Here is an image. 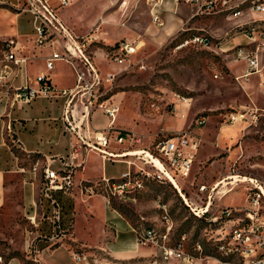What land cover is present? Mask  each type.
Here are the masks:
<instances>
[{
	"label": "rangeland",
	"instance_id": "374dc122",
	"mask_svg": "<svg viewBox=\"0 0 264 264\" xmlns=\"http://www.w3.org/2000/svg\"><path fill=\"white\" fill-rule=\"evenodd\" d=\"M171 2L178 6V13L172 8L168 10L177 22L170 31H166L168 15H165L164 27L156 25L146 0H69V5L61 9V15L66 17L68 14L64 19L78 36L95 38L96 41L88 42V50L97 58L103 75L111 71L117 73L110 94L120 103L119 117L123 121H117L116 125L131 129L142 138V144L135 149L155 152V142L175 136L176 132L192 130L198 135L199 148L192 174L188 179L178 180L182 192L189 201L193 200L195 208L202 206L208 195V191H199L203 184L210 189L219 181L233 182L230 176L264 180V93L255 92L253 88L245 91L232 71L230 63L235 60L231 52L219 49L220 46L227 49L238 44L234 39L243 36L237 28L241 18H230L220 5L213 10H201L185 0L178 4ZM32 21L30 14L21 15L22 35H34ZM194 34H207L221 45L212 48L198 45L178 47L184 38ZM138 39L142 41V47L132 56V66L107 62L106 57L113 45ZM2 48L0 44V57ZM41 65L40 68L45 70V62ZM241 67L238 63L237 69ZM70 72L73 74L69 64L57 62L52 75L55 74L54 81L58 86L69 81L66 77ZM62 102L48 105L50 103L44 99L36 100L40 107L55 108ZM242 105L254 108L257 117L253 119L249 114L239 134L226 140L224 134H229L230 125L234 124L227 121L226 115L240 112ZM27 112L16 110L13 115L15 118L28 117ZM203 114L207 116V122L197 128L196 120ZM3 119L7 123V118ZM6 123L2 133L5 139L3 148L9 147L13 155L20 157L22 151L13 141L15 135L11 136L12 131ZM1 127L3 123L0 133ZM222 127H225L224 133ZM95 164L96 160L90 154L88 165ZM109 169L115 178H119L128 167L125 163L109 162ZM221 185L218 189L222 191L231 186L221 189ZM221 196L213 193V210L206 213L207 217L220 216L221 205L243 208L245 185H237L224 199L222 197L223 200ZM110 205L139 232L154 229L158 236L169 232V240L164 241L167 245L174 246L186 233L188 253H195L197 243L207 244L208 235H213L214 228L219 226V221L210 226L207 220L195 215L167 179L151 180L135 193L113 196ZM0 233V253H18L13 248L20 246L22 241L14 235H11L13 241L9 238L12 233L9 221L0 219Z\"/></svg>",
	"mask_w": 264,
	"mask_h": 264
},
{
	"label": "built area",
	"instance_id": "2783aa9c",
	"mask_svg": "<svg viewBox=\"0 0 264 264\" xmlns=\"http://www.w3.org/2000/svg\"><path fill=\"white\" fill-rule=\"evenodd\" d=\"M146 1L151 8L154 21L162 25V8L172 0ZM185 1L198 6L201 10L203 8L213 10L220 5L230 18L247 19L237 24V28L248 41L226 49L207 34H194L184 38L178 45L179 48L189 45L205 48L220 46V51L231 52L235 61L245 64L243 73L236 76L238 81H246L251 75L260 72V53L264 49V0ZM173 2L178 4L180 0H173ZM5 3L33 17L35 49L52 48V51L45 57V73L36 74L34 76L36 85H32L29 82L27 67L35 56L28 54L27 46L17 37L8 39L3 45L0 57V102L10 108L20 109L37 99L48 102L62 100L66 129L70 134H74L76 139V142L71 143L70 161L67 162L61 158L62 169L55 170L50 165L43 168V195L56 207L55 213H59L57 208L59 204L52 193L69 192L73 189L74 170L81 165L74 160L78 159L81 149L97 152L107 161H122L127 164L128 170L119 178L103 177L80 185L84 194L102 195L109 204L113 196L135 193L143 189L148 181L156 179L170 181L168 175L177 182L178 179L190 177L200 141L198 135L192 130L176 132L175 136L153 144L155 152L149 153L160 163L162 169L149 162L143 155H131L133 152L144 149H135V146L142 144V138L137 133L115 126L116 116L121 106L110 91L117 79V73L111 71L103 75L88 50V42L96 41L95 38L76 36L61 19L60 9L68 6L69 0H16L14 5L7 0ZM254 15L261 17L255 18ZM112 47L113 50L107 57L111 62L118 66H132L131 58L140 51L142 41L123 40ZM59 61L66 62L72 68L74 85L70 88H58L52 80L51 74ZM255 111L243 109L226 115V118L232 123L246 121L249 114L253 119L257 117ZM95 112H101L109 118L107 128L99 130L90 127V116ZM207 119L205 114L199 116L195 123L196 127L202 128ZM9 128L11 130L10 126ZM112 143L125 145L126 149L110 150ZM147 166L156 171H151ZM244 179L221 185V189L231 185L226 191L218 189L221 181L215 183L210 189L207 185H201L199 191L202 193L208 191V195L203 201L204 204L195 208L193 207L195 203L186 199V194L183 196L175 187L195 215L207 220L210 226L219 221V226L214 228L215 233L208 235L207 244L194 245L195 253L186 251L188 239L186 233L179 237L174 246H170L164 242L169 240V232L158 236L154 229H145L143 232L138 231V243L156 245L161 249L164 259L178 260L181 264H195L200 258H212L218 264H264V180L248 177ZM240 183L245 185L244 207L225 206L221 209L220 216L207 217L206 213L213 204V193L217 196L222 195L220 198L222 199L228 191ZM198 209L206 211L200 213ZM85 259L82 254H75L76 264H83ZM0 264H3L2 257H0Z\"/></svg>",
	"mask_w": 264,
	"mask_h": 264
},
{
	"label": "crops",
	"instance_id": "0c3cea01",
	"mask_svg": "<svg viewBox=\"0 0 264 264\" xmlns=\"http://www.w3.org/2000/svg\"><path fill=\"white\" fill-rule=\"evenodd\" d=\"M6 1L0 0V42L4 45L8 39L17 37L27 46L28 54L35 56V59L28 64L27 74L29 82L36 85L34 76L38 73H45L46 70L40 67L52 48L35 49L34 35L28 36L21 33L20 18L26 13L19 12L15 7L6 4ZM8 1H11L13 5L16 3V0ZM174 5L170 2L162 8V25L154 21L156 25L164 27L165 15H168L169 22L166 31H170L177 25L174 17L168 13L169 8H172L176 14L178 13V6ZM67 16L68 14L62 17L60 9L61 19L70 28L64 19ZM253 17L261 16L254 15ZM246 20L243 18L240 23ZM74 34L78 36L75 32ZM234 41L244 44L248 40L243 35ZM92 57L97 64V58L94 55ZM260 58V72L251 75L246 81L239 80L245 91L253 88L255 92L264 93V49L260 53ZM106 59L107 62H111L107 57ZM238 63L240 62L233 61L230 65L233 73L240 76L245 64L241 63V69H237ZM97 65L99 66V63ZM34 67L39 69L34 71ZM54 75L51 74V77L58 88H70L74 85L72 72L67 73L66 78L69 81L61 86L54 81ZM70 75L72 78L69 77ZM49 103L48 105H57V102ZM39 105L35 100L21 110L18 107L10 108L0 102V125L3 123L0 133V219L10 222L12 233L9 238L12 240L11 235H14L20 237L22 241L20 246L13 248V251H18V253L6 252L5 255L0 253L3 264H76L75 254H82L86 258L83 264H181L178 260L164 259L161 249L156 245L139 244L138 230L114 209L104 196H88L81 191L82 183L97 181L103 177L115 178L109 169V162H125L107 161L97 152L81 149L78 159L74 160L75 163L81 165L74 170L73 189L69 192L55 191L52 193L53 198L59 204L57 207L59 213H55L56 207L43 195V168L50 165L52 169H62L61 158L67 162L70 161L71 143L76 142V139L74 134H70L66 129L63 102L55 108ZM247 108L254 110L245 105L240 107L241 111ZM16 110H27L29 116L15 118L13 113ZM119 115L118 113L116 116L115 126L132 131L116 125L117 121H123ZM3 117L7 118V123ZM244 122L238 121L230 125L232 126L230 133L224 134L226 140L237 136ZM4 123L11 126V136L15 135L13 141L17 142L22 156L13 155L14 152L9 147L3 148ZM108 123L109 118L101 112H95L90 116L92 129L107 128ZM224 129L225 127H222V133ZM118 146L112 143L110 150L126 149L125 146L121 148ZM90 154H93L96 160L95 165H88ZM92 170L93 173H89ZM211 207L208 212L213 210ZM195 264L218 263L214 260H197Z\"/></svg>",
	"mask_w": 264,
	"mask_h": 264
},
{
	"label": "bare ground",
	"instance_id": "6f19581e",
	"mask_svg": "<svg viewBox=\"0 0 264 264\" xmlns=\"http://www.w3.org/2000/svg\"><path fill=\"white\" fill-rule=\"evenodd\" d=\"M133 154H136V155H143V157L145 158V159H147L149 162H151V163H154V164H156L159 168H161L162 169V166L160 165V163L147 151H144V150H138V151H136V152H133L131 155H133ZM169 176V179H170V181L172 182V184L175 186V187H177L180 191H181V193H182V195L184 196V194H183V192H182V190H181V188H180V185H179V183L177 182V180H175L171 175H168ZM229 179H231L233 182H235V181H237V182H239L240 180H245L244 179V177L243 178H237L236 176H230L229 177ZM221 184H224V185H226V184H229V183H224V181H221L220 183H219V186L221 185ZM234 189H232L231 191H233ZM231 191H228V192H231ZM228 192L226 193V194H228ZM225 194V195H226ZM224 195V196H225ZM187 199V198H186ZM204 211H206L205 209H199V212L201 213V212H204Z\"/></svg>",
	"mask_w": 264,
	"mask_h": 264
},
{
	"label": "trees",
	"instance_id": "16d2710c",
	"mask_svg": "<svg viewBox=\"0 0 264 264\" xmlns=\"http://www.w3.org/2000/svg\"><path fill=\"white\" fill-rule=\"evenodd\" d=\"M191 36H192V35H191ZM0 44H2V46H3V43L0 42ZM200 219H204V218H200Z\"/></svg>",
	"mask_w": 264,
	"mask_h": 264
}]
</instances>
